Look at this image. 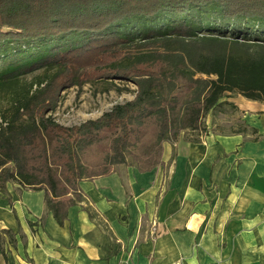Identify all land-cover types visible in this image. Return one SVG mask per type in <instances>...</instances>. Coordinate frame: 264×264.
Returning a JSON list of instances; mask_svg holds the SVG:
<instances>
[{"label":"trees","instance_id":"16d2710c","mask_svg":"<svg viewBox=\"0 0 264 264\" xmlns=\"http://www.w3.org/2000/svg\"><path fill=\"white\" fill-rule=\"evenodd\" d=\"M98 81L119 93L131 82L134 96L80 124L51 114L63 90ZM236 95L264 102V0H0V189L44 190L42 224L48 211L64 224L86 199L81 181L150 171L183 134L202 141L209 113H241ZM228 122L212 130L262 136ZM16 239L0 229L5 257Z\"/></svg>","mask_w":264,"mask_h":264},{"label":"crops","instance_id":"0c3cea01","mask_svg":"<svg viewBox=\"0 0 264 264\" xmlns=\"http://www.w3.org/2000/svg\"><path fill=\"white\" fill-rule=\"evenodd\" d=\"M229 99L261 138L211 128L200 142L182 135L150 171L118 165L81 181L86 199L62 225L51 211L41 223L44 190L9 182L7 194L0 189V229L17 239L6 257L0 246V264H264V102Z\"/></svg>","mask_w":264,"mask_h":264},{"label":"rangeland","instance_id":"374dc122","mask_svg":"<svg viewBox=\"0 0 264 264\" xmlns=\"http://www.w3.org/2000/svg\"><path fill=\"white\" fill-rule=\"evenodd\" d=\"M32 75L29 76L31 78ZM129 90L126 92L119 93L114 89L109 91H103L106 86L105 82L98 81L96 83H86L80 92L78 93L77 86H71L61 92L60 101L52 115L59 122L66 125L80 124L81 122L89 118H97L104 111L109 110L114 103L124 102L125 100L132 99L136 86L133 83H126ZM124 84V85H126ZM237 96V95H236ZM8 104V97L0 98V106H6ZM238 117L242 118L241 113L226 114L220 113L213 116L212 113L206 118L208 126L212 120L222 124H229L228 121H234ZM213 126L211 125V127ZM187 134H183L186 137Z\"/></svg>","mask_w":264,"mask_h":264},{"label":"built area","instance_id":"2783aa9c","mask_svg":"<svg viewBox=\"0 0 264 264\" xmlns=\"http://www.w3.org/2000/svg\"><path fill=\"white\" fill-rule=\"evenodd\" d=\"M153 229H154V230H157V228H156V226H155V225L153 226ZM171 264H184V262H183V259H182V258H180V259H178V260L174 261V262H173V263H171Z\"/></svg>","mask_w":264,"mask_h":264}]
</instances>
